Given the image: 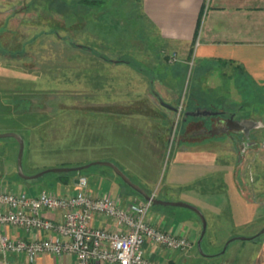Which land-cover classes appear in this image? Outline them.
<instances>
[{
  "label": "rangeland",
  "instance_id": "374dc122",
  "mask_svg": "<svg viewBox=\"0 0 264 264\" xmlns=\"http://www.w3.org/2000/svg\"><path fill=\"white\" fill-rule=\"evenodd\" d=\"M63 1L67 6L62 13L65 19L75 17L72 15L76 12L68 8L70 4L92 8L93 13L87 15L82 11L77 16L78 19L81 17L92 23H87V28L83 26L86 33L77 37L75 34L69 35V21H65L62 16L61 19L58 12H54V0H0V134L16 133L22 137L23 173L30 176L47 169L109 162L103 160L106 156L102 154L101 142L105 144L108 140L115 141L113 152L119 151L123 159L117 162L111 160V163L114 162L133 184L150 195L155 194L158 200L194 206L206 219V233L201 242V251L205 256H201L196 247L201 232V222L197 215L185 208L151 205L148 215L157 227L169 226L176 232L187 230L194 224L198 228L194 240H191L192 247L175 252L163 250L165 254H160L162 264L252 262L256 257L258 243L251 238L257 237L264 229V160L260 159L264 158V152L258 150L261 145L244 149L246 151L240 154L222 153L215 160L206 152L177 156L175 150L178 141L187 140L192 143L198 138L184 137L180 140L179 135L187 117L183 113L179 117L175 113L168 116L172 113H168L163 106L158 107L159 104L156 105L158 113L154 114L163 118L161 122L168 137L158 139L155 143L156 148H152L155 155L145 152L146 148L142 147L144 141L138 139L140 146L136 137L123 134L122 138L112 133L104 113L107 111L111 118L118 109L105 106L123 98L121 94L125 91L121 88L131 89V92H125L131 94L135 87H139L140 92L142 85L146 86L153 79L159 84H165L173 75L163 72L171 67L153 69L149 68L148 62H144L146 65L137 63L136 57L140 50L130 42L139 37L142 21L132 17L131 10L126 13L123 3L97 0L102 3L92 5L85 3V0ZM60 6L64 7L63 4ZM146 37V48L151 52L159 51L158 43ZM74 44L94 52H103L112 59L120 56L132 65L139 66V71L136 72L132 65L124 67L128 70L121 66L119 70L116 66L107 70L69 67L58 70L53 67L55 61L60 60L57 57L59 52L78 51L73 49ZM65 60L70 62L68 58ZM173 77L175 90L182 89L171 107L177 109L180 98L184 102L185 99L189 100L190 94L193 96L190 107L198 112H213L224 107L223 99L218 96L221 93L220 87L223 90L228 88L227 79L222 80L220 75L210 77L208 84L214 82L218 90L196 99L195 92L191 93L195 79L191 68L187 74L178 72ZM212 103L215 105L212 106ZM160 111H163L165 117ZM225 111L229 115H236V119L254 118L248 114L239 116L241 114L233 112V107ZM210 119L211 116H206L188 120L206 126ZM199 126L193 125L192 129ZM204 137L210 139L208 134ZM202 139L200 136L199 140ZM18 151L19 145L14 139H0L1 186L29 195L43 191L67 195L73 191L72 188L55 183L51 174L36 180L21 179L17 174ZM207 160L211 163L218 161L225 166L228 162L233 164L226 171H209ZM119 163L130 164V169ZM222 165L217 167L221 168ZM80 175L87 179V192L91 195L110 191L114 197H119L122 207L130 200L129 197L143 200L107 167L91 166L81 171ZM169 178L170 181H176L177 186L167 188L165 183ZM230 240L233 241L220 254ZM146 247L147 244L144 245Z\"/></svg>",
  "mask_w": 264,
  "mask_h": 264
},
{
  "label": "crops",
  "instance_id": "0c3cea01",
  "mask_svg": "<svg viewBox=\"0 0 264 264\" xmlns=\"http://www.w3.org/2000/svg\"><path fill=\"white\" fill-rule=\"evenodd\" d=\"M116 1L124 4L122 6L126 13L131 10L132 17L135 16L137 21L138 19L142 21L139 37H135L130 42L135 48L140 50L136 57L138 64L146 65L144 62H148L149 68L162 67L163 70L166 66H170L171 69L163 73L173 76L178 72L187 74L191 68V71L195 74L191 93L195 92L196 99L202 96L204 98L206 93L210 92L211 94L218 90L214 82L208 84L209 78L214 75H220L222 80L227 79L229 84L225 90L220 87L221 96H218L223 99L222 105L224 107L209 112L210 115L208 117L211 116L212 119H210L211 121L209 120L206 126L205 124L188 120L195 118L189 116L188 113L198 112L190 107L192 104L191 99L193 98L192 94H190V98L188 97L189 100L185 99L184 102L180 98L177 106L182 105V113L187 117V120L179 138L180 140L184 137H196L198 139H194L192 143L187 142V140L178 141L175 154L183 156L191 152L193 155H199L202 152H206L215 160L222 153L229 155L240 154L258 145H261L258 150L264 152V0ZM116 1L112 0V3ZM95 3L102 2L89 0V4L94 5ZM61 4L64 7H61ZM48 6L51 7V5ZM52 7L54 12H58L60 18L62 16L65 21H69L67 23L69 35L75 34L77 37L83 32L86 33L84 27L87 28V23L92 25L90 21L87 22L86 19L82 20L81 17L79 19L77 17L78 12L81 13L82 11L87 15L93 13L92 8L70 4L68 8H72L76 14L72 15L73 17L75 16L74 19L69 17L65 19V15L63 16L62 13L66 11L65 7L67 6L63 0H54ZM146 36L158 43L159 51L151 52L146 48L144 45L147 39ZM119 40L121 41V38ZM97 41L103 42L102 40ZM73 49H78V51L59 52L57 57L60 60L55 61L53 67L58 70L61 67L107 70L116 66L118 70L121 67L124 70H128V68L124 67L132 65L131 62L121 59L120 56L112 59L103 52H94L75 44ZM153 54L156 56H152ZM173 54L176 56V60L171 62L170 57ZM66 58L69 60L72 58V61L68 62L65 60ZM80 59L88 60L81 62L79 61ZM132 66L136 69V72L139 71V66ZM173 76L165 84H159L153 79L146 86L142 85L140 92L139 87H135L131 94L125 93L126 91L131 92V89L121 88L122 91H125L121 94L123 98H119L121 100L116 101L114 104L105 106L106 108L117 107L118 109L116 115L111 117L112 119L107 111L104 113V117L107 119L105 121L110 131L122 138L123 134L136 137L140 146L138 139L144 141L142 147L146 148L145 152L149 155H155L152 153V148H156L155 143L158 142V139L161 140L168 137L166 129L161 122L163 118L159 114H154L155 112L158 113L156 105L159 104L158 107H161L158 99L172 106V102L179 98V92L182 89L175 90L172 85L175 83ZM136 90L138 91L136 92ZM126 96H129V98H125ZM212 104V106L215 105V103ZM228 107H233L235 109L233 112L238 111V114H241L239 116L248 114L254 116V118L236 119V115H229L225 111ZM166 110L169 111L168 113H172L171 115L168 114V116H173L175 113L168 109ZM162 112L160 111L159 113L164 116L165 114ZM193 125L200 126L196 127L195 130L192 129ZM206 134L210 136V139H205L204 136ZM200 136L203 137L202 141L199 140ZM216 137L217 139H215ZM243 145L244 147L242 148ZM101 146L102 154L106 156L103 159L104 161L111 162L113 160L117 162L123 159L120 156L121 154L119 155V151L113 152V148L116 147L115 141L110 142L108 140L105 144L102 141ZM258 150L257 154L260 153H258ZM260 159L264 160V158ZM123 162L127 163V161ZM207 162L209 163L207 164L209 165L207 170L217 172L229 170L228 166L233 164L228 162L229 164L225 166L218 161L211 163L207 160ZM218 165H222V167H217ZM121 166L128 170L130 169V164H121ZM142 182L145 183L146 181L142 178ZM176 184V181H170L169 178L165 186L170 188L177 186ZM74 187L75 184L73 182L70 188L74 190ZM104 192L111 193L110 191ZM98 222L101 227H108L109 225L105 220H97L96 223ZM158 228L178 236H186L192 241L198 231L196 224L187 230L180 229L177 232L169 226H160ZM3 230L14 240L20 238L31 240L35 236L41 239L45 237L43 233L26 232L23 229L5 227ZM254 239L258 243L257 253L254 260L249 262V264H264V233L257 237L255 236ZM146 251L148 259L159 260L160 264H162L160 254H165L163 250L154 252L146 247ZM0 264H73V258L69 256L57 258L53 255L42 254L36 258L35 262H29L25 254H10L5 258L0 256Z\"/></svg>",
  "mask_w": 264,
  "mask_h": 264
},
{
  "label": "built area",
  "instance_id": "2783aa9c",
  "mask_svg": "<svg viewBox=\"0 0 264 264\" xmlns=\"http://www.w3.org/2000/svg\"><path fill=\"white\" fill-rule=\"evenodd\" d=\"M175 60L173 54L170 61ZM175 114L181 116V104ZM76 180L74 190L67 195L47 191L29 195L0 185V256L25 254L29 262L49 254L72 257L73 264H160L146 257L145 244L154 252L192 247L191 240L151 222V201L134 197L122 207L120 199L109 192L89 194L85 177L80 175ZM97 220L107 221L108 227H101ZM5 227L45 237L14 240L4 232Z\"/></svg>",
  "mask_w": 264,
  "mask_h": 264
},
{
  "label": "water",
  "instance_id": "95a60500",
  "mask_svg": "<svg viewBox=\"0 0 264 264\" xmlns=\"http://www.w3.org/2000/svg\"><path fill=\"white\" fill-rule=\"evenodd\" d=\"M158 100H159L160 105L163 106L164 108H166L172 112L176 111L175 108L165 104L160 99H158ZM188 115L192 116V117H206V116H209L210 113L209 112H195V113H188ZM7 138L14 139L19 145V151H18V157H17V174L23 180H36V179H39L42 176L47 175V174H61V173H71V172L79 174L81 171L86 170L91 166L107 167V168L111 169L114 172V174L122 180V182L124 184H126L129 188H131L133 191H135L137 194H139L142 197V199H144L145 201H151L152 205L162 206V207H179V208H185V209L192 211L194 214L197 215V217L199 218V220L201 222V232H200L199 238L196 242V247H197V250L200 253V255L205 256L201 251V242H202V240L205 236V233H206L207 222H206V219L203 216L202 212L198 208L191 206L189 204L183 203V202H168V201L158 200L155 197H152L150 194H148L147 192H145L144 190L139 188L137 185L133 184L131 182V180L116 165H114L111 162L98 161V162H93V163H90V164H87L84 166L73 167V168H68V167L53 168V169L43 170V171L38 172L34 175L27 176L23 173V170H22V156H23V150H24V142H23L22 137L16 133L0 134V139H7ZM76 183H77V180H74V184H76ZM263 233H264V229L260 232V234H263ZM260 234H258V235H260ZM251 239H253V238H251ZM240 240H246V239L240 238ZM231 241H233V240H230L225 244V247L223 248V250L221 251L220 254H223L225 252L228 244Z\"/></svg>",
  "mask_w": 264,
  "mask_h": 264
},
{
  "label": "trees",
  "instance_id": "16d2710c",
  "mask_svg": "<svg viewBox=\"0 0 264 264\" xmlns=\"http://www.w3.org/2000/svg\"><path fill=\"white\" fill-rule=\"evenodd\" d=\"M85 3H89V1L85 0ZM51 175L53 176L52 179L55 181V183L70 188L73 185L74 180L80 175V173L77 174L71 172V173H61V174H51ZM254 238L255 237H253V239ZM215 256H211V257H215Z\"/></svg>",
  "mask_w": 264,
  "mask_h": 264
}]
</instances>
